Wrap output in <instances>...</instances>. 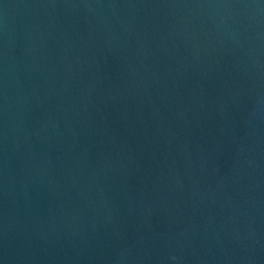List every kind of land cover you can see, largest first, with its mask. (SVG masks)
I'll return each mask as SVG.
<instances>
[{"label": "water", "instance_id": "obj_1", "mask_svg": "<svg viewBox=\"0 0 264 264\" xmlns=\"http://www.w3.org/2000/svg\"><path fill=\"white\" fill-rule=\"evenodd\" d=\"M0 264H264V0H0Z\"/></svg>", "mask_w": 264, "mask_h": 264}, {"label": "clouds", "instance_id": "obj_2", "mask_svg": "<svg viewBox=\"0 0 264 264\" xmlns=\"http://www.w3.org/2000/svg\"><path fill=\"white\" fill-rule=\"evenodd\" d=\"M173 259H175V257H173Z\"/></svg>", "mask_w": 264, "mask_h": 264}]
</instances>
